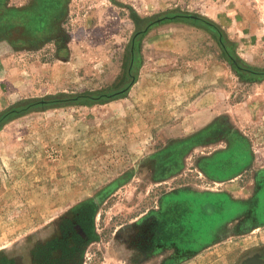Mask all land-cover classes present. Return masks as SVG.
<instances>
[{
  "label": "rangeland",
  "instance_id": "rangeland-1",
  "mask_svg": "<svg viewBox=\"0 0 264 264\" xmlns=\"http://www.w3.org/2000/svg\"><path fill=\"white\" fill-rule=\"evenodd\" d=\"M2 2L25 18L32 0ZM62 7L38 40L22 24L0 28V115L23 108L0 123V264H39L36 246L84 202L94 203V238L61 264H238L264 249V224L243 214L197 251L155 237L162 202L182 201L184 190L244 200L264 170V0ZM182 14L217 25L229 55L254 73ZM232 134L247 144L248 163L210 177L200 165Z\"/></svg>",
  "mask_w": 264,
  "mask_h": 264
},
{
  "label": "trees",
  "instance_id": "trees-1",
  "mask_svg": "<svg viewBox=\"0 0 264 264\" xmlns=\"http://www.w3.org/2000/svg\"><path fill=\"white\" fill-rule=\"evenodd\" d=\"M55 2L54 8L56 6L60 7L64 3L62 0H57ZM59 3L61 4L60 6ZM1 12L3 15L2 17L0 16V28L2 26H8V24H11V26L22 24L28 30H32L34 27L30 14H24L23 11L21 13L28 17H21L19 11L6 8L2 0H0V13ZM180 16L192 19L216 34L222 48L233 65L251 74L254 73L253 70L238 66L239 64L235 57L229 55L226 45L222 40V32L217 25L202 17L191 14H182ZM130 52H132V50ZM129 57V66L132 67L134 52L129 54ZM130 70L131 69H128L127 71L128 76H131ZM83 97L91 99L90 96L83 95ZM21 110H23V108H11L2 113L0 115V123L8 117V115L14 114V112H20ZM250 157L251 154L247 144L241 137L232 134L228 147L216 152L214 157L212 156L208 160L204 159L203 163L205 164H201L200 166L210 177H226V175L233 174L238 169L240 170L248 163ZM207 161L209 162L208 167H206ZM213 171L217 173L215 176L212 174ZM180 194H182L180 195V197L182 196L181 198H183L182 201L178 199L175 200L173 204L162 202L164 208L162 211L158 212V218L155 222L156 231L159 232L158 234H160V236L156 235L155 237L158 239L159 244L171 245L172 243L173 247L181 251H197L199 247L213 238L214 232H217L229 218L235 215H240L249 211L251 214L249 216L253 219L256 212L261 211V215L264 214V208L260 210L255 206H247L245 201L231 199L225 193H196L184 190L180 191ZM174 196L178 198L177 195ZM167 197L168 196L164 198ZM254 201H258V199ZM259 201H261L264 206V193L261 195ZM94 214L95 208L93 202H84L78 205L75 209L74 220L63 219V222L60 223L59 236L39 243L36 246L33 254L35 260L38 261L39 264H61L67 260H75L83 251L84 246L94 238ZM53 250L60 251L57 258H53Z\"/></svg>",
  "mask_w": 264,
  "mask_h": 264
},
{
  "label": "flooded vegetation",
  "instance_id": "flooded-vegetation-1",
  "mask_svg": "<svg viewBox=\"0 0 264 264\" xmlns=\"http://www.w3.org/2000/svg\"><path fill=\"white\" fill-rule=\"evenodd\" d=\"M55 1L57 0H32L31 5H28L26 7L28 10L24 11V13L30 14L34 26L33 30H28L27 32V35H31V39L38 40L41 38L42 35L44 37V35H46L45 31L50 29L49 27L51 25L53 26V22H58L63 12V4L61 5L59 3V6L61 5V7L56 6L54 8V3H56ZM62 1L64 2V0ZM37 24H39V29H36ZM253 189L254 191L251 196L244 200L242 199V201H245L247 206H255L258 207V209L262 210L264 206L261 203L262 200L259 201V199L264 193V170L260 171L256 176L255 186ZM255 199H258V201H254ZM261 213V211L256 212L253 219L249 216L251 215L249 211L243 213V216L245 217V222L251 218L250 220L252 221H257L259 224H264V214L261 215ZM238 264H264V249L256 250L251 255L242 256Z\"/></svg>",
  "mask_w": 264,
  "mask_h": 264
},
{
  "label": "water",
  "instance_id": "water-1",
  "mask_svg": "<svg viewBox=\"0 0 264 264\" xmlns=\"http://www.w3.org/2000/svg\"><path fill=\"white\" fill-rule=\"evenodd\" d=\"M190 16V15H189ZM125 89H121L120 91L113 92V95L123 92Z\"/></svg>",
  "mask_w": 264,
  "mask_h": 264
}]
</instances>
